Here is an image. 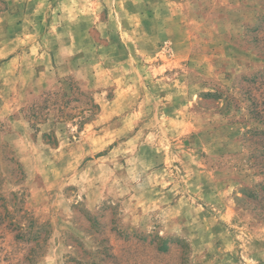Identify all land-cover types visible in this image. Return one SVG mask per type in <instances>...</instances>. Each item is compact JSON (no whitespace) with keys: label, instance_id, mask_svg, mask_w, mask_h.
<instances>
[{"label":"rangeland","instance_id":"374dc122","mask_svg":"<svg viewBox=\"0 0 264 264\" xmlns=\"http://www.w3.org/2000/svg\"><path fill=\"white\" fill-rule=\"evenodd\" d=\"M0 264H264V0H0Z\"/></svg>","mask_w":264,"mask_h":264}]
</instances>
